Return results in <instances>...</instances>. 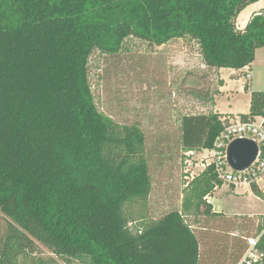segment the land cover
I'll list each match as a JSON object with an SVG mask.
<instances>
[{"label": "trees", "instance_id": "trees-1", "mask_svg": "<svg viewBox=\"0 0 264 264\" xmlns=\"http://www.w3.org/2000/svg\"><path fill=\"white\" fill-rule=\"evenodd\" d=\"M257 1L0 0V264H18L35 242L82 264H200L192 227L220 215L207 197L222 180L210 164L185 183L179 211L133 227L151 193L146 137L97 110L88 60L128 37L162 46L188 36L208 69L241 70L264 48V12L235 25ZM237 115L264 120V91ZM228 124L215 112L180 116L182 153L213 149Z\"/></svg>", "mask_w": 264, "mask_h": 264}, {"label": "rangeland", "instance_id": "rangeland-1", "mask_svg": "<svg viewBox=\"0 0 264 264\" xmlns=\"http://www.w3.org/2000/svg\"><path fill=\"white\" fill-rule=\"evenodd\" d=\"M249 12L242 11L235 24L239 26ZM88 73L97 110L118 125H136L145 134L151 193L144 211L132 209L136 220L131 224L141 227L179 211L185 183L191 175L201 174L200 163L205 160L198 155L189 166L180 149V116L215 112L229 124L239 121L237 114L249 111L250 92L264 91V49L257 51L249 77L247 72L220 69L218 73L205 67L199 44L188 36L162 46L128 37L116 53L95 50L88 60ZM221 79L227 87L220 94ZM244 86L249 92H244ZM234 188L235 193L232 185L223 182L215 189L207 202L220 215L200 217L192 227L200 264H232L233 256L242 257L246 238L255 236L264 218V201L253 196L249 187ZM7 221L0 214V238ZM18 264L82 263L56 256L35 242L33 252L21 256Z\"/></svg>", "mask_w": 264, "mask_h": 264}, {"label": "built area", "instance_id": "built-area-1", "mask_svg": "<svg viewBox=\"0 0 264 264\" xmlns=\"http://www.w3.org/2000/svg\"><path fill=\"white\" fill-rule=\"evenodd\" d=\"M236 139H250L258 144L256 160L248 170L242 172L232 171L227 162L228 145ZM261 145L264 146V120L256 118L249 122L237 121L228 124L211 150L187 151L182 154L189 166L192 165L194 157L201 156L205 160L200 163L201 173L207 166L213 164L217 177L224 183L234 187H250L251 184H255L264 195V155ZM191 177L194 178L193 175ZM236 264H264V224L254 237L247 239V248Z\"/></svg>", "mask_w": 264, "mask_h": 264}, {"label": "water", "instance_id": "water-1", "mask_svg": "<svg viewBox=\"0 0 264 264\" xmlns=\"http://www.w3.org/2000/svg\"><path fill=\"white\" fill-rule=\"evenodd\" d=\"M258 155V144L250 139H236L227 148V162L234 172L248 170Z\"/></svg>", "mask_w": 264, "mask_h": 264}, {"label": "crops", "instance_id": "crops-1", "mask_svg": "<svg viewBox=\"0 0 264 264\" xmlns=\"http://www.w3.org/2000/svg\"><path fill=\"white\" fill-rule=\"evenodd\" d=\"M250 10V12L248 13V15L245 17V19L242 21V23L239 25V26H237L236 24V28L237 29H239V30H242V29H244V27L246 26V24L248 23V21L250 20V18L252 17V15H254V14H256V13H260V12H264V0H259V1H257V2H255V3H253V4H250L249 6H247L243 11H245V10ZM242 12V11H241ZM250 15V16H249ZM262 49H264V48H260V49H257L256 51H255V58H254V61L256 60V54H257V51L258 50H262ZM254 61H253V63H254ZM252 63V64H253ZM252 64L249 66V67H245V68H243V69H241V70H238V71H240V72H247V74H248V72L249 71H251V67H252ZM218 73H220V70H218L217 71ZM248 76L250 77V75L248 74ZM222 81H223V85H222V89L221 88H219V92H220V94L223 92L222 90H224V89H226V87H227V83H226V81L224 80V79H221ZM247 92H249V91H247ZM247 114V113H246ZM237 189V188H236ZM236 189L234 188L233 190H232V192L233 193H235V191H236ZM250 191H251V189H250V187L248 188ZM252 193V192H251ZM254 196V195H253ZM257 198V197H256ZM259 199V198H258Z\"/></svg>", "mask_w": 264, "mask_h": 264}]
</instances>
